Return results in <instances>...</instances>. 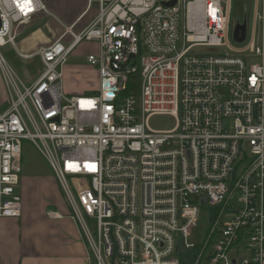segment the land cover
<instances>
[{"label": "built area", "instance_id": "built-area-1", "mask_svg": "<svg viewBox=\"0 0 264 264\" xmlns=\"http://www.w3.org/2000/svg\"><path fill=\"white\" fill-rule=\"evenodd\" d=\"M229 4L86 0L93 17L35 50L44 70L29 84L0 51L9 95L0 111V217L21 215L27 139L53 170L91 264H264V0L237 47L227 40ZM42 13V0H0V48L16 46L21 27ZM84 40L98 43L86 61L99 88L66 94L62 68ZM154 115L172 127L152 128Z\"/></svg>", "mask_w": 264, "mask_h": 264}, {"label": "rangeland", "instance_id": "rangeland-1", "mask_svg": "<svg viewBox=\"0 0 264 264\" xmlns=\"http://www.w3.org/2000/svg\"><path fill=\"white\" fill-rule=\"evenodd\" d=\"M50 1V2H49ZM86 0H42L44 3H48L47 6L52 12V15L48 16L50 20L59 24L58 21L65 20L66 15L73 13L75 14L80 8H83ZM256 7V0H230V4L228 7V18H229V33H228V43L231 46L237 47L238 44L233 39V29L236 23H242L244 20L246 21V33L247 39L250 37L253 29V17L254 11ZM94 10L92 9L89 14L91 15L89 19L93 16ZM46 16V15H45ZM43 17V16H42ZM86 18H88L86 16ZM46 17L36 19V23H31L29 25H24L21 27V35H26L31 32L33 29L37 27H41L44 31H47V28L44 26ZM84 20V19H83ZM82 20V21H83ZM84 22V21H83ZM61 26H59L60 28ZM75 28V27H74ZM63 29V28H62ZM61 32V31H60ZM59 31L54 35L47 34L50 41L54 40L57 35L60 33ZM49 33V32H48ZM19 36V37H20ZM67 40V38H66ZM23 45L20 43L19 38L16 40V46H12L11 44H7L0 48L2 55L5 60L9 64V66L16 72L18 77L29 84L36 76L44 70V66L40 60L38 54H33L31 58L22 59L17 52V49H20ZM224 50L227 47H223ZM31 50V49H30ZM29 50V51H30ZM33 50V49H32ZM98 52V43L97 41H82L79 43L69 54L65 64L63 65V77L61 80V86L63 91L66 94H75V95H85L92 94L99 88V76L97 69L90 65L86 61V55L89 53H97ZM130 92L138 94L140 91V78L139 76H133L130 79ZM0 100H2L0 104V111L5 110L9 104V95L7 88L5 86L3 77H2V69L0 67ZM173 124L172 119L167 115H154L149 120V125L154 129H167L171 128ZM41 177L43 178V185L40 183L41 189H38L36 184H29L28 187L25 184V180L27 177ZM39 181H36V183ZM41 182V181H40ZM54 184L57 188V194L54 190ZM38 189V190H37ZM17 190L21 195L23 205L29 206L32 203H40L45 206V209L52 210L53 198L54 194L57 198H59L64 204H66L67 208L69 205L65 199L64 193L61 189V186L55 179V175L53 170L49 166L46 159L40 154V152L36 149L33 143L30 140H23L22 142V171L20 173V181L17 186ZM31 190H33L31 192ZM205 210L201 212V220L198 224V227L195 229L196 236L202 238L205 229L208 225V216L206 213V209L208 206H204ZM69 210V208H68ZM25 211V210H23ZM28 211V207L26 208ZM228 219V215L223 217V221ZM89 222L91 230H93L94 234L96 233V226L94 222H91L90 219L87 218Z\"/></svg>", "mask_w": 264, "mask_h": 264}, {"label": "crops", "instance_id": "crops-1", "mask_svg": "<svg viewBox=\"0 0 264 264\" xmlns=\"http://www.w3.org/2000/svg\"><path fill=\"white\" fill-rule=\"evenodd\" d=\"M44 4L49 14H40L38 20L46 17L44 26L49 33L37 27L26 35L18 37L23 47L17 49V52L33 54L39 46L50 42L47 34L62 32L74 23L75 30H80L90 20V11L85 12L86 1L83 8L75 14L66 15L65 20L58 21L59 24L47 18L52 12L47 6L48 3L44 2ZM94 14L95 11L92 15ZM36 19L31 23H36ZM1 102L2 100L0 104ZM43 181L45 180L41 177L30 176L26 178L25 184L27 187L29 184H36L35 186L41 189L40 183ZM54 190L57 194L55 184ZM51 201L54 205L52 210L45 209L40 203H32L30 207L24 206L22 201V212L18 218L0 217V264H91L82 232L78 224L69 217L66 204L55 194ZM27 207L28 211H26ZM50 211L57 212L59 216L51 217Z\"/></svg>", "mask_w": 264, "mask_h": 264}, {"label": "water", "instance_id": "water-1", "mask_svg": "<svg viewBox=\"0 0 264 264\" xmlns=\"http://www.w3.org/2000/svg\"><path fill=\"white\" fill-rule=\"evenodd\" d=\"M95 6L97 5L96 3L94 4ZM246 21L244 20L242 23H236L233 29V39L237 43H241L244 41L246 37ZM203 203L206 202L204 197L202 198Z\"/></svg>", "mask_w": 264, "mask_h": 264}, {"label": "trees", "instance_id": "trees-1", "mask_svg": "<svg viewBox=\"0 0 264 264\" xmlns=\"http://www.w3.org/2000/svg\"><path fill=\"white\" fill-rule=\"evenodd\" d=\"M184 264H186V263H184Z\"/></svg>", "mask_w": 264, "mask_h": 264}]
</instances>
